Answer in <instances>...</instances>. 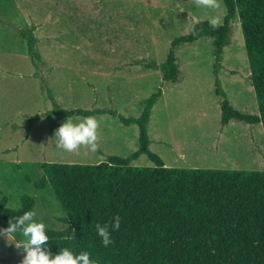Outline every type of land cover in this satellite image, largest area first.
Masks as SVG:
<instances>
[{
	"label": "rangeland",
	"instance_id": "1",
	"mask_svg": "<svg viewBox=\"0 0 264 264\" xmlns=\"http://www.w3.org/2000/svg\"><path fill=\"white\" fill-rule=\"evenodd\" d=\"M206 7L198 0H0V200L17 209L33 197L36 221L62 230L67 224L47 184L37 188L43 162L98 164L109 155L127 157L139 148L138 126L119 116L138 117L158 89L147 123L149 149L168 167L264 170L261 123L221 122L222 96L231 106L258 114L250 65L239 20L217 61L209 37L182 44L174 54L180 70L163 81L160 65L174 38L203 20L222 24L223 0ZM33 29L34 53L21 30ZM51 92L65 110H96L97 151L57 147L55 131L71 119L54 112ZM111 110L115 114L107 112ZM40 115V116H38ZM89 117V116H87ZM132 166H154L141 154ZM0 220V264H23L27 250L7 239ZM14 239H19L15 237Z\"/></svg>",
	"mask_w": 264,
	"mask_h": 264
},
{
	"label": "trees",
	"instance_id": "2",
	"mask_svg": "<svg viewBox=\"0 0 264 264\" xmlns=\"http://www.w3.org/2000/svg\"><path fill=\"white\" fill-rule=\"evenodd\" d=\"M222 24L199 21L186 35L172 40L169 53L160 65L163 81L175 82L180 70L174 50L209 37L221 60L229 44L232 23L241 24L250 82L258 103V114L234 109L216 78L215 91L222 96L221 122L261 123L264 130V0H223ZM33 29L21 30L34 53ZM53 101L51 112L63 116H91L104 109L65 110ZM161 89L145 102L138 117L119 116L125 125L138 126L139 148L127 157L109 155L98 164L43 162V176L37 188L50 185L67 224L62 230L46 228L52 257L62 248L75 253L87 251L99 264H264V170L168 167L149 149L147 123ZM107 112L115 114L108 110ZM40 116V115H38ZM145 154L154 166H132ZM33 197L24 195L20 206L0 200V220L6 225L32 211ZM120 217V228L112 232L114 243L105 248L95 225ZM35 247V246H33Z\"/></svg>",
	"mask_w": 264,
	"mask_h": 264
},
{
	"label": "clouds",
	"instance_id": "3",
	"mask_svg": "<svg viewBox=\"0 0 264 264\" xmlns=\"http://www.w3.org/2000/svg\"><path fill=\"white\" fill-rule=\"evenodd\" d=\"M198 3L206 7L216 6L214 0H198ZM98 128L99 122L95 117H85L78 123L67 119L55 131L54 140L57 141V147L66 152L78 151L81 146H86L89 151L95 152L98 148ZM36 215L34 211H27L4 230L8 240H16L18 246L27 250L23 264H99L89 252L77 254L67 247L60 249L54 258H50L52 253L42 250V246L45 247L49 242L46 224L43 221L37 222ZM120 223V217L115 216L107 223L95 225L96 235L102 240L105 248L114 243L112 232L119 230ZM15 237L19 239H14Z\"/></svg>",
	"mask_w": 264,
	"mask_h": 264
}]
</instances>
